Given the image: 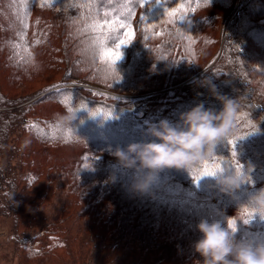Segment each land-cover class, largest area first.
<instances>
[{
	"label": "trees",
	"instance_id": "trees-1",
	"mask_svg": "<svg viewBox=\"0 0 264 264\" xmlns=\"http://www.w3.org/2000/svg\"><path fill=\"white\" fill-rule=\"evenodd\" d=\"M115 8L102 0H0V217H11L20 263L106 264L99 251L120 244L122 226L139 237L166 236L182 220L226 224L234 217L237 239L264 238L260 215L243 223L250 198L264 189V41H256L264 33V0H131L125 14ZM221 17L227 21L218 27ZM129 36L128 46L117 47ZM215 46L216 60L200 70L202 47ZM38 74L52 79L22 87ZM71 77L110 92L71 84ZM226 100L235 105L232 134L190 168L160 170L149 189L175 181L202 198L196 207L141 196L132 171L103 175L84 166L92 165L88 153L116 164L111 153L120 144L160 142L147 133L150 125H179L181 114L200 104L218 114ZM68 107L79 110L71 126L61 120ZM91 133L120 144L95 143ZM240 164L252 168L251 183L231 194L212 177L196 183L215 165ZM55 189L63 196L49 213ZM82 202L96 234L62 237L54 223ZM193 234L201 235L196 228ZM133 258L143 264L141 255Z\"/></svg>",
	"mask_w": 264,
	"mask_h": 264
},
{
	"label": "clouds",
	"instance_id": "clouds-1",
	"mask_svg": "<svg viewBox=\"0 0 264 264\" xmlns=\"http://www.w3.org/2000/svg\"><path fill=\"white\" fill-rule=\"evenodd\" d=\"M78 111L68 107L61 117L62 122L71 126ZM234 112L233 101L226 100L223 111L218 114L200 104L182 113L179 125L167 120L152 124L147 133L160 142L132 143L126 149L117 147L111 153L116 158L115 167L131 170L133 189L145 193L155 183L160 170L173 167L188 169L194 162L210 155L218 142L232 134ZM240 165L238 170L222 168L211 176L220 192L231 194L246 182L251 183L252 168L245 171ZM247 207L250 216L264 213V189L250 198ZM195 228L201 237L195 241L194 249L203 257V264H264V238L237 239L238 230L229 227L227 221L226 226H222L219 220L210 218H201Z\"/></svg>",
	"mask_w": 264,
	"mask_h": 264
},
{
	"label": "rangeland",
	"instance_id": "rangeland-1",
	"mask_svg": "<svg viewBox=\"0 0 264 264\" xmlns=\"http://www.w3.org/2000/svg\"><path fill=\"white\" fill-rule=\"evenodd\" d=\"M102 1L103 3H107V5L119 8L118 14H125L131 2V0ZM234 8L235 4L229 7L230 13L233 12ZM229 17L230 16L227 15V18ZM260 20L264 23V18H261ZM226 21L227 20H225V22ZM222 23L223 20L221 17L219 20L218 27ZM222 33L223 26L220 27L218 35H222ZM256 37L258 39H255L257 42L260 41V39L264 41V33H261V35L257 34ZM202 48L205 51V58L201 61H197L200 70L208 68L214 63V60H216L215 58H217L218 51L220 49L216 46L214 48ZM112 56L114 58V54ZM38 75V77L35 76L31 79H28L27 81H23L22 87L34 89L35 87L52 79L51 77H48L50 76V74ZM70 82L71 84L73 83L77 85H83L97 91L110 92L109 90L100 88L90 80L82 81L78 77H71ZM91 126H93V124ZM89 137L94 139L95 143H109L113 144V146H119L120 144L117 138L110 135H107L103 138H99L97 134L91 133ZM123 145V143L120 144V147H124ZM85 161L92 164L88 165L86 162H83L85 167H87L88 169H94L103 175L111 172L113 168H115L114 161L108 160L106 158H94L90 156V153L85 155ZM130 171L131 170H129L128 172ZM60 192V189H55V195L52 196L51 200L49 201V204L47 205L49 213L52 212V206L54 204L56 206H59L61 202L59 198L63 196L62 192ZM129 194L127 196H129ZM191 194L192 192L189 189L175 181H166L158 189L149 190L145 193H140V195L143 197L148 196L157 200L169 201V203H175L180 205H191L196 207L200 205L201 202H203L201 197L197 196L196 194ZM85 204L86 202L80 203L79 206L73 212V214H71L70 216L62 215L60 219L53 225V228L56 230V232L61 234L62 237H70L71 235V237H75L80 241L83 240L84 234H87L88 236L92 235L91 237H93L96 233H94L95 230H92L90 225L88 224L90 215H88L87 212L82 211V208L88 206V204ZM191 221L192 220H182L181 223L177 224L178 231L172 235L166 236H155L153 233V236L151 237H139L135 236L133 232L129 233L128 227L122 226L119 228L121 232V235H119L120 244H118L114 249H110L108 248V245H106L105 249H100V257H103V260L106 261V264H134L133 256L139 257L140 255L142 256L143 264H179L177 261H179L181 258H185L186 256H188L191 257V260L190 262H188V264H203V257H201V255L194 249V243L201 237V235L193 234L195 225L191 224ZM221 224L222 226H226L224 220H222ZM63 227L66 228L65 232H62ZM15 230L16 229L13 228L12 225L11 217L6 215L5 217H0V264H21L18 257L17 248L15 247L14 243L10 238V236H12V233H14ZM121 245L123 246L122 249L120 248ZM87 246L88 245L82 243V247L84 250ZM89 249L90 248H88V252Z\"/></svg>",
	"mask_w": 264,
	"mask_h": 264
},
{
	"label": "snow or ice",
	"instance_id": "snow-or-ice-1",
	"mask_svg": "<svg viewBox=\"0 0 264 264\" xmlns=\"http://www.w3.org/2000/svg\"><path fill=\"white\" fill-rule=\"evenodd\" d=\"M121 27H123V25H121ZM130 40H131V36H129V40H121V41H120V44L117 45V47L126 46V45L130 42ZM98 43H100V44L102 45V42H98ZM111 55H112V53H110V52H102V56H101V58H104L105 56H111ZM120 58H121V57H120V54H119V53H116V54H115V60H119ZM115 60L112 61V64H113V65L115 64ZM240 167H241L240 165H237V166H236V169L238 170ZM206 168H207V166H206ZM220 169H222V168H221L219 165H215L213 170H206V171H204V172L201 174V176H199V177L196 178V183L198 184V182H199V181L201 180V178H203V177H211V176H214V175L216 174L217 170H220ZM226 169L232 170V168H231L230 165H229ZM250 182H251V181H250ZM247 216H248V218H247V219H244V221H243V223H244L245 225L250 224V223L253 221V219H254V217H253V216H250L249 213L247 214ZM260 218H261L262 220H264V213H262V214L260 215ZM227 224H228V226L231 227L232 229H234V230H238V227H237V221H236L235 219H229V220H227ZM254 238H260V237L257 236V237H254Z\"/></svg>",
	"mask_w": 264,
	"mask_h": 264
}]
</instances>
